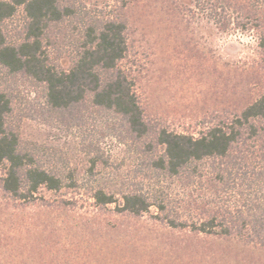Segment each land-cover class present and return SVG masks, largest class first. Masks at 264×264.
Segmentation results:
<instances>
[{"label":"rangeland","instance_id":"374dc122","mask_svg":"<svg viewBox=\"0 0 264 264\" xmlns=\"http://www.w3.org/2000/svg\"><path fill=\"white\" fill-rule=\"evenodd\" d=\"M74 1L89 15L120 13L127 48L121 66L150 131L138 137L120 117L88 102L53 108L40 82L0 68V91L11 106L7 124L22 151L77 178L74 189L40 190L36 202L0 189V264H264L258 246L166 226L159 218L173 219V176L152 168L161 153L157 131L197 134L232 120L264 92V1ZM19 20L6 21L7 42L21 37ZM75 26L59 27L66 39L51 48L59 67L71 64ZM94 187L117 198L141 189L166 208L120 214L114 204L93 203Z\"/></svg>","mask_w":264,"mask_h":264},{"label":"trees","instance_id":"16d2710c","mask_svg":"<svg viewBox=\"0 0 264 264\" xmlns=\"http://www.w3.org/2000/svg\"><path fill=\"white\" fill-rule=\"evenodd\" d=\"M212 9L209 18L214 19ZM117 11L89 15L74 0H0V68L40 82L53 108L88 102L120 117L131 133L143 137L150 130L133 80L121 66L126 24ZM17 17L21 37L7 42L4 25ZM66 21L75 22L76 31L70 38L71 64L63 68L54 64L51 48L66 39L59 31ZM10 110L9 97L0 91V189L11 199L36 202L42 197L40 190L76 188L74 175L46 168L22 151L18 134L7 124ZM155 134L161 153L152 160V168L173 176L174 182L173 219L158 218L176 230L264 249V92L232 120L206 126L197 134L166 129ZM90 196L95 205L114 204L118 213L134 217L151 206L157 213L166 208L141 189L117 198L114 191L94 187Z\"/></svg>","mask_w":264,"mask_h":264}]
</instances>
